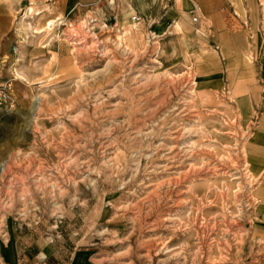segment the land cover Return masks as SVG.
<instances>
[{"label": "rangeland", "instance_id": "374dc122", "mask_svg": "<svg viewBox=\"0 0 264 264\" xmlns=\"http://www.w3.org/2000/svg\"><path fill=\"white\" fill-rule=\"evenodd\" d=\"M174 1L0 0V246L27 229L84 264H264V14L215 43Z\"/></svg>", "mask_w": 264, "mask_h": 264}, {"label": "crops", "instance_id": "0c3cea01", "mask_svg": "<svg viewBox=\"0 0 264 264\" xmlns=\"http://www.w3.org/2000/svg\"><path fill=\"white\" fill-rule=\"evenodd\" d=\"M172 11L188 20V15L197 13L201 32L213 33L214 42L226 43L227 21L238 19L242 21L254 17V13L261 10L264 14V0H175ZM130 15H127V19ZM134 17V16H133ZM210 27V29H209ZM207 28V30H206ZM205 38V37H204ZM203 38V39H204ZM257 40V39H256ZM256 42V41H255ZM259 78L264 82V75L260 70ZM204 83L218 85L219 79L204 74ZM253 90L245 89L241 103L245 109L253 104ZM261 116L264 120V105ZM246 159L251 174L257 179L264 180V130L262 122L259 124L247 143ZM73 240L60 241L31 233L30 230L12 233L0 246V264H84L88 263L89 253H81L72 248ZM81 254V255H80Z\"/></svg>", "mask_w": 264, "mask_h": 264}, {"label": "built area", "instance_id": "2783aa9c", "mask_svg": "<svg viewBox=\"0 0 264 264\" xmlns=\"http://www.w3.org/2000/svg\"><path fill=\"white\" fill-rule=\"evenodd\" d=\"M196 21V18H193ZM12 109L14 107V100L12 98L11 84L6 83L0 87V108Z\"/></svg>", "mask_w": 264, "mask_h": 264}]
</instances>
